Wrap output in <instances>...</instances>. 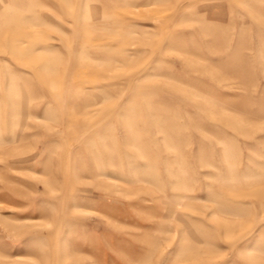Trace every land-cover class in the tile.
Wrapping results in <instances>:
<instances>
[{"label":"rangeland","instance_id":"obj_1","mask_svg":"<svg viewBox=\"0 0 264 264\" xmlns=\"http://www.w3.org/2000/svg\"><path fill=\"white\" fill-rule=\"evenodd\" d=\"M0 264H264V0H0Z\"/></svg>","mask_w":264,"mask_h":264}]
</instances>
